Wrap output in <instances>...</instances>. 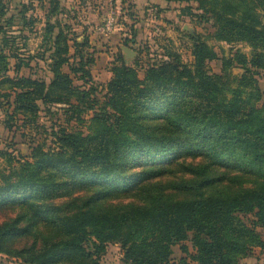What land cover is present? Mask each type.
<instances>
[{"label":"trees","instance_id":"1","mask_svg":"<svg viewBox=\"0 0 264 264\" xmlns=\"http://www.w3.org/2000/svg\"><path fill=\"white\" fill-rule=\"evenodd\" d=\"M167 1H196L198 8L215 21L218 39L227 43L241 40L251 43L254 48L251 57L236 51L224 61L225 69L237 64L247 72L240 77L236 88L226 90L218 77L211 74L208 63L219 56L212 46L198 38L194 40L192 65L184 63L178 53H164V59L146 64L144 78L139 76L136 67L125 63L123 56H118L107 84V100L99 107L89 68L94 59L79 53L86 47V41L80 44L75 39L72 61L69 32L61 21L47 23V45L51 53L45 62L52 73L50 82L18 77L21 59L15 63L17 78L10 77L9 56L14 57L11 55L13 43L4 26L6 3L0 0V87L7 81L12 83L15 111L36 115L39 100L49 104L75 98L76 108L85 106L83 111H94L92 121L97 127L96 133L85 138L59 131L54 133L56 146L35 147L34 163L20 165L23 177L15 181L9 177L0 186V206L8 205L17 196L26 197L25 192L31 190L44 200L60 197L56 193L67 182L55 181L57 172L78 183H97L110 191H118L128 186L121 178L122 161L127 158H137L136 165L142 170L139 175L145 182L164 172L156 164L167 152H180V158L191 156L210 161L190 163L186 171L191 178L171 182L172 189L196 191V198L160 203L152 200L149 207L139 211L138 222L125 213L71 211L63 205H53L58 211L63 210L58 219H48L50 210L35 211V221L51 220L52 225L72 236L48 245L35 259L37 264H59L73 257L78 258L79 264L86 261L99 264L107 243L117 240L124 249V262L129 264H173L170 257L176 244H181V250L190 258L188 261V257H182L178 264H239L255 248L264 249V237L258 231V228L264 230V186L229 197L205 196L200 191L216 182L210 172L211 163L264 179V102L256 106L251 100H242L251 85L248 74L264 68V54L256 51L264 47V0ZM53 8L58 11L57 15L61 13L55 1ZM27 12H24L25 19H29ZM75 80L81 83L75 85ZM74 109L72 106L65 111ZM153 110L157 111L151 116V122H156L151 125L147 117ZM47 169L50 170L46 172ZM91 199L98 200L99 196L93 195ZM248 215L254 218L250 224L244 218ZM19 228L17 220L0 224V240L8 239ZM189 239L194 252L185 243Z\"/></svg>","mask_w":264,"mask_h":264},{"label":"rangeland","instance_id":"2","mask_svg":"<svg viewBox=\"0 0 264 264\" xmlns=\"http://www.w3.org/2000/svg\"><path fill=\"white\" fill-rule=\"evenodd\" d=\"M3 1L6 3L4 26L6 35L11 37L13 43L11 55H14V57L9 56V76L17 78L15 73L17 64L15 63L21 59L22 66L18 77L46 81L47 84L50 82L52 73L45 62V58H49L51 53L47 45V23L49 21L52 25L61 21L66 24V31L69 32L71 53L73 55L75 53L73 46L75 39L80 44L86 41V47L79 53L86 58L93 57L94 59V63L89 65V68L97 92L96 105L99 107L107 100V84L113 75L112 67L118 63L117 59L120 55L124 57L126 64L136 67L139 76L144 78V69L148 63L155 59H164V53H178L184 63L192 65L194 40L200 38L212 46L218 54L219 58L208 63V66L211 74H215L225 89L229 90L236 88L240 83V77L247 72L237 64L225 69V59L236 51H241L251 57L254 51L247 40L227 43L218 39L215 34V21L208 13L198 8L199 4L196 1ZM54 1L58 10L61 11L58 15V11L53 8ZM25 11H28L26 17L29 19H25ZM258 11L262 13L260 9ZM262 16L264 21V15ZM109 20L113 23L111 29L108 30L106 24ZM126 40L131 41L127 43ZM124 46L134 50L135 54L127 57ZM256 51L264 54V47L263 49L259 47ZM7 55H9V50ZM74 58L75 55L72 61ZM64 70L68 71V68L65 67ZM254 71L255 73L248 74L250 76L248 82L251 85L249 84L245 90L242 100H251L256 106H260L264 102V68ZM80 83V80L74 81L75 85ZM11 84L7 81L3 87H0V186L4 185L9 177L10 181L23 177L20 165L25 162L34 163L33 149L39 144H46V147L56 146L54 133L67 131L79 138H85L97 131L92 121L94 111H83L85 106L76 108L78 102L75 98H64V102L53 101L49 104L39 100L37 101L39 110L36 115L24 111L16 112ZM5 95L8 96L5 97ZM69 106H75V109L65 111L70 108ZM156 111L148 113L147 119L151 125L156 122H151V116L155 115ZM179 154L181 153L167 152L160 156L156 165L164 172L149 182H145L139 175L142 170L136 165L138 164L135 162L137 158L124 159L122 161L124 171L121 178L122 182L128 185L124 190L110 191L108 187L101 184L78 183L76 179L57 172L54 176L55 181L67 182L56 193L60 197L44 200L42 195L31 190L25 192L26 197L17 196L8 205L0 206V224L17 220V226L20 227L19 231L10 235L8 239L0 240V264H37L35 259L48 245L72 238L71 234L52 225L51 220L35 221V211L50 210L51 216L48 219H58L63 210L58 211L55 206L63 205L65 209L71 211L90 209L107 215L125 213L132 221L138 222L141 217L139 211L149 207L152 200L160 203L196 198V191L172 189L170 188L171 182L188 181L191 175L186 171V167L190 166V163L198 165L210 163V161L191 156L180 158ZM175 158L178 159L170 164V161ZM49 170L47 169L46 172ZM210 172L216 182L200 190L205 196L217 194L222 197L235 196L264 186V179L261 177L228 166L211 163ZM93 195H98L99 199H91ZM244 218L248 224L254 219L251 215L244 216ZM258 231L264 237V230L258 228ZM185 243L194 252L191 240H186ZM182 257L187 258L188 256L181 250V244L174 245L170 261L178 264ZM59 264H79V261L78 258L73 257ZM84 264H90V262L86 261ZM99 264H129L124 262L122 243L118 240L108 242ZM239 264H264V249L255 248L253 253L241 259Z\"/></svg>","mask_w":264,"mask_h":264},{"label":"water","instance_id":"3","mask_svg":"<svg viewBox=\"0 0 264 264\" xmlns=\"http://www.w3.org/2000/svg\"><path fill=\"white\" fill-rule=\"evenodd\" d=\"M123 48L127 57H132V55L135 54V51L129 47L124 46Z\"/></svg>","mask_w":264,"mask_h":264},{"label":"built area","instance_id":"4","mask_svg":"<svg viewBox=\"0 0 264 264\" xmlns=\"http://www.w3.org/2000/svg\"><path fill=\"white\" fill-rule=\"evenodd\" d=\"M112 20H109L108 22H107V24H106V28L109 30V29H111V25H112Z\"/></svg>","mask_w":264,"mask_h":264}]
</instances>
